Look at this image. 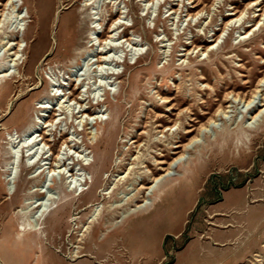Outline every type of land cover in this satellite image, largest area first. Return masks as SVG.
Masks as SVG:
<instances>
[{
  "label": "rangeland",
  "instance_id": "obj_1",
  "mask_svg": "<svg viewBox=\"0 0 264 264\" xmlns=\"http://www.w3.org/2000/svg\"><path fill=\"white\" fill-rule=\"evenodd\" d=\"M14 2L0 13V264H264V118L238 99L136 212L148 171L165 174L155 158L184 137L161 135L167 120L191 107L198 127L264 76V0Z\"/></svg>",
  "mask_w": 264,
  "mask_h": 264
},
{
  "label": "bare ground",
  "instance_id": "obj_2",
  "mask_svg": "<svg viewBox=\"0 0 264 264\" xmlns=\"http://www.w3.org/2000/svg\"><path fill=\"white\" fill-rule=\"evenodd\" d=\"M1 1V0H0ZM42 2V1H41ZM44 3H41V5L43 6ZM0 6H3L2 3H0ZM44 6L46 7V3L44 4ZM43 6V7H44ZM200 8V7H199ZM10 9L14 12L16 10V4L14 2V0H8V2L3 6V10H0V13L3 12V11H10ZM172 12V11H171ZM192 12V11H191ZM191 12L188 11V15L187 16H190L191 18H194L197 17L199 15V13L195 14V15H191ZM244 13V12H243ZM232 18H230L227 22V25L232 24H236L238 22H240L242 20V13L240 16H237L238 14V11H233L232 13H230ZM46 15L40 17V20H43L45 22V17ZM262 18V17H261ZM119 19H116L114 20V22L112 23V25L110 26V29L108 31V37L107 39H105V42H104V45H100L103 49V47H107V45H109L110 41H114V35H113V32H115L118 28H114V26H116L117 24H119ZM227 27V26H226ZM255 28V27H254ZM1 29V28H0ZM253 29V28H252ZM59 33V32H58ZM250 33V32H248ZM98 38V37H97ZM130 42H131V38L129 39ZM219 40V39H218ZM217 40V41H218ZM213 42V41H211ZM15 43V42H14ZM100 44L101 41H99ZM208 43V42H207ZM217 43V42H216ZM215 43V44H216ZM17 43H15L14 45H16ZM194 42H191V46H194ZM202 44V43H200ZM9 45V46H8ZM5 48H7L5 51H7L9 53V56L12 55V56H18L19 55V52L20 50H17V51H14V47H13V44L11 42H7L5 43ZM202 47L203 46H198L196 47V49H199L200 51L202 50ZM209 48L213 49V45H210ZM106 49V48H105ZM195 49V50H196ZM190 51L191 49L189 48H186L185 49V55L184 56H187L190 54ZM192 54V53H191ZM109 54L107 52H104L103 53V50L98 54V58H97V62H98V65L100 68H102L103 64L108 60V56ZM203 55V54H202ZM205 55V54H204ZM96 62V61H95ZM98 67V68H99ZM242 67V66H240ZM8 70H3L0 72V80L2 78H8L10 77L8 75ZM203 80H206L204 77H202ZM248 82H245L244 84H246ZM264 85V76L258 81V83L256 84V86L253 88V90H251V92L249 93H243L241 91H238L237 93H234V91L232 92H228L225 94L224 96V99L220 102V104L218 105V108L216 109V111L208 118V120L205 122V123H201L198 127H196L201 121H198L197 118H193L191 117L190 115H192V108H184L183 110H181L178 114H177V117L175 120H167L168 123L170 122H174V124L172 126H166L164 131H159V133L162 134H165V133H168V132H171L172 130H174V128L176 130H180V129H183V134H184V137H180L178 141H175V142H171L172 146L171 148H167L165 149L163 152H165L166 154H162L161 153L158 155L160 158L162 159H156L155 158V162L157 165H159V170L163 171L165 174H161L159 176H156L153 172H149L148 171V174L146 177H144L140 183V193H145V192H148V194H146L145 196L143 195V200H141L139 204H137L138 206L136 207L137 211L136 212H144L145 210H148L147 208L151 205V203H153V199H151V196L154 195V193H159L161 190H157L155 192V186L158 187H161L164 183L163 181L166 179V178H170L171 177V174L172 172L175 171V169L179 166H181L182 164H185L186 163V160H185V156L187 153H189L191 147L196 144L197 142H199V138L202 136V134L204 132L207 131V129L209 127H211L212 125H215L216 121H217V118L220 116V115H224V114H227L229 113L227 110L230 108L229 105L226 106L231 98H234V101L236 99H238L240 102H243L245 108H246V117L251 120V121H257V119L259 118H264V96L262 93V87ZM206 89H210L212 90V87L209 86V85H206L205 87ZM74 89V88H73ZM163 94V93H162ZM232 96V97H230ZM161 100H163L164 103H169V99L167 98H160ZM75 100H79V97L75 98ZM233 100V99H232ZM76 102V101H75ZM81 102V101H80ZM78 103V102H77ZM204 103V102H202ZM82 104V103H81ZM80 106V105H79ZM82 107V106H81ZM80 107V108H81ZM83 108V107H82ZM55 113V112H54ZM57 114V113H56ZM203 114H208L207 112L203 113ZM86 115V112H84L83 116ZM189 115V116H188ZM56 116V115H55ZM98 116V115H97ZM96 115H90L89 114V117H94V119L97 117ZM88 117V116H87ZM101 117V116H99ZM188 117V119H187ZM222 117V116H221ZM182 119V122H180ZM56 120V119H54ZM51 121V123L54 124L55 121ZM101 120V119H100ZM161 120V119H160ZM219 120V119H218ZM188 121V122H186ZM259 121V120H258ZM192 123V124H191ZM47 125V124H46ZM48 125H51L48 123ZM184 126H187V128ZM157 128H161V124H157L156 126ZM158 133V134H159ZM180 133V131H179ZM178 133V134H179ZM145 133L142 132L140 134L141 135H144ZM46 132H43L42 133V137L40 138L42 142H44V145L46 146V142H48V140H46ZM175 135V134H174ZM191 136V137H190ZM186 137H190V139L188 140L187 143H184V139ZM167 138V136H166ZM176 138V137H175ZM174 139V138H173ZM69 139H66V141H64L63 144H66ZM170 141V140H169ZM40 142V141H39ZM132 142V140H131ZM165 142V141H164ZM41 143V142H40ZM132 144H137L135 146L136 149H138L141 144H138V140H135L132 142ZM64 146V145H63ZM149 146V145H148ZM166 147V146H165ZM130 149V148H129ZM140 150V149H139ZM138 152V150H137ZM36 154V153H35ZM34 154V155H35ZM59 155H60V151L58 152V155L55 157L54 159V162L52 163V161L50 163H46L49 165L48 169H49V172L50 173H55L57 172V169H60L61 167L57 165L58 163V160H59ZM171 155H173V157L171 158ZM175 156V157H174ZM172 159L171 162H167V159ZM135 159V157H134ZM136 159L138 160L139 157H136ZM135 162V161H134ZM142 162V161H141ZM56 163V164H55ZM167 165V166H166ZM148 166V165H147ZM120 167V166H119ZM148 168V167H147ZM62 169V168H61ZM122 169V168H121ZM120 169V170H121ZM131 170V169H130ZM59 172H61V170H59ZM58 172V173H59ZM74 178V177H73ZM122 178V177H121ZM156 188V189H157ZM90 191H91V188H90ZM134 198V197H133ZM141 198V197H140ZM7 200V199H6ZM5 200V201H6ZM93 202V201H92ZM94 206V205H93ZM88 208V207H87ZM214 216H217V215H214ZM209 218V221H211L210 223H208L209 225H212V221L215 222V223H218L217 221H214L212 216L208 217ZM23 226V227H22ZM20 226L21 228H18L17 227V234L19 235H22V236H25V235H31L30 232H28L27 230V226L26 225H23ZM206 237V236H205ZM262 259V258H261Z\"/></svg>",
  "mask_w": 264,
  "mask_h": 264
},
{
  "label": "crops",
  "instance_id": "obj_3",
  "mask_svg": "<svg viewBox=\"0 0 264 264\" xmlns=\"http://www.w3.org/2000/svg\"><path fill=\"white\" fill-rule=\"evenodd\" d=\"M219 211V210H218ZM220 212H223V214H227V215H229V213H228V211L226 210V209H221L220 210ZM224 212H226V213H224ZM218 214H220V213H218ZM222 214V213H221ZM217 216H221V215H217ZM224 217V219H218V220H216L219 224H221V227H222V229H220L221 227H218L219 229L218 230H221V231H226L227 229H225L224 230V227L225 226H227V225H229V224H231V223H222V222H224V221H226L229 217H225V216H223ZM229 228V227H228ZM217 230V231H218ZM209 235V234H208ZM235 239V238H234ZM230 239H226V241L228 242ZM227 242H224V243H222L221 245H223V244H226ZM232 241H230V243H231ZM215 264H217V263H215Z\"/></svg>",
  "mask_w": 264,
  "mask_h": 264
}]
</instances>
